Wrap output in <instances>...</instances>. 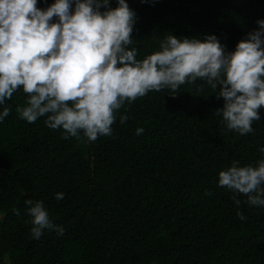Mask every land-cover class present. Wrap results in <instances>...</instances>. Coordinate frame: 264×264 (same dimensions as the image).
I'll return each instance as SVG.
<instances>
[{
	"label": "trees",
	"instance_id": "1",
	"mask_svg": "<svg viewBox=\"0 0 264 264\" xmlns=\"http://www.w3.org/2000/svg\"><path fill=\"white\" fill-rule=\"evenodd\" d=\"M54 3L37 0V8ZM126 3L136 14L129 48L138 60L168 34L201 42L215 35L231 53L264 20V0ZM218 95L200 79L150 91L117 111L111 135L88 141L82 131L65 138L48 128L46 116L21 119L16 109L28 97L18 89L0 105V113L10 108L0 121V264H264V206L219 186L233 161L264 160V108L241 136L215 115ZM29 199L44 203L63 235H31Z\"/></svg>",
	"mask_w": 264,
	"mask_h": 264
},
{
	"label": "clouds",
	"instance_id": "2",
	"mask_svg": "<svg viewBox=\"0 0 264 264\" xmlns=\"http://www.w3.org/2000/svg\"><path fill=\"white\" fill-rule=\"evenodd\" d=\"M117 3L112 9L110 0H55L40 10L37 0H0V105L22 88L28 98L27 106L16 109L21 119L35 123L46 116L45 125L63 129L65 138L82 131L88 141H96L112 134L125 102L165 87L177 91L200 79L219 89L217 98L224 104L215 115L228 130L241 136L254 131L264 108V20L231 53L215 35L201 42L168 34L159 51L138 60V50L129 48L136 14L126 0ZM54 17L58 22H52ZM9 115L10 108H4L0 121ZM128 119L122 115L120 123ZM143 132L138 128L136 134ZM219 186L244 194L251 206H264V160L255 167L233 161L219 173ZM55 198L62 200L64 194ZM25 203L35 239L45 229L63 235L42 201Z\"/></svg>",
	"mask_w": 264,
	"mask_h": 264
}]
</instances>
